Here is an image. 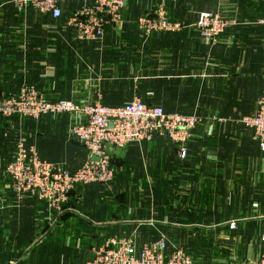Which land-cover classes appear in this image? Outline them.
<instances>
[{"label": "crops", "instance_id": "obj_1", "mask_svg": "<svg viewBox=\"0 0 264 264\" xmlns=\"http://www.w3.org/2000/svg\"><path fill=\"white\" fill-rule=\"evenodd\" d=\"M93 1L58 0L62 17L53 20L32 10L19 13L12 0H0V95L15 94L22 84H31L55 100H100L106 107H115L136 97L160 106L167 114L200 116L203 122L187 144L188 155L190 145H196L203 153L200 157L206 159L205 152L209 149L204 147L210 146V151L216 150L212 152L216 154V162L238 164L237 176L231 172L223 176L213 174L217 179L222 178L213 183V188L244 189L255 185L257 180L262 202L252 204V208L257 205L253 212H260L259 220L264 227V157L258 153L259 170L254 180L243 164H249L248 149L253 144L257 152L259 148L252 131L240 123L242 118L254 113L263 88L264 26L259 21L264 19V0H129L119 28H106L97 42L78 41L65 22L73 12L92 5ZM160 2L171 20L190 28L178 33H155L145 40L136 21L151 4ZM203 12H218L233 20L216 45H204L191 27ZM33 34L36 42L32 41ZM116 37L130 38V44L113 45L111 40ZM113 49L121 55L130 49L133 78L119 77L125 61L117 55L114 66L117 77H105L103 60L100 62L95 57ZM68 123L66 118L52 120L49 116L38 121L0 117V164L6 166L12 160L13 143L18 135H23L36 146L40 157L50 162L69 164V160L59 158L55 146H62L68 155L80 148L85 156L77 167L70 168L64 163L74 172L88 159V154L69 139ZM159 144L170 143L164 136H155L151 142L132 146L140 149ZM195 185L199 187V183ZM10 200L8 180L6 175L2 178L0 171V264H85L92 249L101 245L110 233L133 238L138 246L161 235L160 224L154 223L157 217L145 220L132 217L123 222L115 215L109 217L101 208L98 225L105 229L102 237L85 242L78 250L67 243L69 251L44 253L40 250L44 239L38 236L49 213L36 199H26L17 208ZM141 209L154 210L149 205L137 211ZM65 221L69 219L62 225L70 224ZM57 239V242L62 239L60 232ZM214 256L193 258L199 264H217L227 258ZM233 257L239 258L235 254Z\"/></svg>", "mask_w": 264, "mask_h": 264}, {"label": "built area", "instance_id": "obj_2", "mask_svg": "<svg viewBox=\"0 0 264 264\" xmlns=\"http://www.w3.org/2000/svg\"><path fill=\"white\" fill-rule=\"evenodd\" d=\"M129 0H94L92 5L73 12L65 22L74 31L75 39L82 42L100 41L106 28H119L122 12ZM17 12L29 10L53 20H60L62 11L58 0H12ZM149 10L136 21V27L146 40L155 33H178L190 26L169 18L162 2L151 4ZM233 20L221 13L203 12L191 26L206 46L219 43L221 35ZM264 26V19L259 21ZM262 91L256 101V109L250 116L240 120L242 126L252 131L264 157V78ZM100 100H55L39 91L34 85L22 84L15 94L0 95V117L38 120L42 116H68L70 138L88 151L83 165L70 172L61 164L43 160L34 145L26 138L16 142V152L5 168L8 188L21 203L26 197H35L47 206V211H61L68 195L77 187L93 183L108 184L114 173L110 161L114 150L132 144L151 142L155 136H166L177 148L181 159L187 157V144L193 131L202 124L196 115L167 114L160 106L147 105L133 98L120 106L106 107ZM111 151V152H110ZM92 157L97 158L93 161ZM257 208V205H253ZM235 228V223L230 224ZM264 246V227L259 236ZM193 256L170 244L163 236L138 246L133 238L110 235L103 243L92 249L85 264H199ZM217 264H264V249L257 255L242 259L229 256Z\"/></svg>", "mask_w": 264, "mask_h": 264}, {"label": "rangeland", "instance_id": "obj_3", "mask_svg": "<svg viewBox=\"0 0 264 264\" xmlns=\"http://www.w3.org/2000/svg\"><path fill=\"white\" fill-rule=\"evenodd\" d=\"M116 38L111 40L113 45L130 44L131 41L130 38ZM32 41L36 42L35 34H33ZM116 55L123 56L125 61V67L121 69L119 77L133 78V67H131L133 57L130 49H126L123 55L113 49L95 57L99 58L100 62L103 60L105 77L108 79L117 77L118 73L114 69ZM45 116H49L52 120L66 118L70 123L66 115ZM17 119L21 121L39 120L18 117ZM20 137L26 138L28 145H34L28 141L27 137L18 135L13 143L14 155L15 145ZM69 139L72 140L70 136ZM169 143L155 145L152 148L142 146L140 149L132 144L115 150L111 153L110 161V170L114 173L113 180L108 184L93 183L75 188L69 193L67 202L59 212L52 210L48 212L46 204L40 201L49 213V216L45 218L44 230L38 236L44 239L40 250H43L44 253L69 251L66 247L67 243L70 248L78 250L80 246L87 244L85 242H94L102 237L105 229L98 225L99 211L102 208L103 212H108L109 217L115 215L118 220H123V222L131 220L132 217L141 220L157 217L154 223L160 224L158 226L161 235L170 244L191 256L206 258L205 256L220 255L229 257L228 255L235 254L238 255V259H242L250 254L261 253L264 246L258 240L263 222L259 220L260 212H253L252 208V204L262 202L257 180L255 185L244 189L236 186L230 190L227 187L213 188L215 186L213 183L222 180V178L213 177V174L218 173L223 176V174L231 172L233 176H237L240 171L237 167L238 164L231 166L225 161L216 162V154L212 153L216 150L210 151V146L204 147L209 149L204 151L207 154V160L200 157V154L203 153L196 145H190L189 155L187 151V157L181 159L176 146ZM53 148L57 149L61 160H69V164L64 163L70 168L77 167L85 156L80 148L73 149L70 155L62 146ZM82 148L88 154V151L84 147ZM258 153L260 151L257 152V148L253 144L248 149L249 164L248 162L243 164V169L247 167L246 172L251 173L254 180L259 170L260 156L258 157ZM50 163L61 164L69 170L63 162ZM6 166L0 164L2 178L6 175ZM191 182L193 184L189 186L188 184ZM196 183H199V187L195 185ZM10 196L14 208L21 206L26 199L38 200L29 196L21 203L16 204L11 192ZM148 205L154 210L141 209L137 211L139 207L144 208ZM68 219L69 221L65 222H70V224L63 223L62 225V222ZM232 222L235 223L234 229L230 228ZM59 232L62 239L57 242ZM110 235L113 234L110 233L108 236ZM37 250L39 251V248Z\"/></svg>", "mask_w": 264, "mask_h": 264}, {"label": "trees", "instance_id": "obj_4", "mask_svg": "<svg viewBox=\"0 0 264 264\" xmlns=\"http://www.w3.org/2000/svg\"><path fill=\"white\" fill-rule=\"evenodd\" d=\"M38 89V88H37ZM126 102V101H125ZM125 102H123V103H125ZM122 103V104H123ZM145 103V102H144ZM122 104H120V105H122ZM145 104H147V103H145ZM120 105H118V106H120ZM147 105H150V104H147ZM254 139V138H253ZM256 142V141H255ZM257 143V142H256ZM258 145V144H257ZM262 227H263V223H262ZM261 230H262V228H261Z\"/></svg>", "mask_w": 264, "mask_h": 264}, {"label": "water", "instance_id": "obj_5", "mask_svg": "<svg viewBox=\"0 0 264 264\" xmlns=\"http://www.w3.org/2000/svg\"><path fill=\"white\" fill-rule=\"evenodd\" d=\"M165 138H167V137L165 136ZM167 139H168V138H167ZM92 160H93V161H97V158L92 157Z\"/></svg>", "mask_w": 264, "mask_h": 264}]
</instances>
